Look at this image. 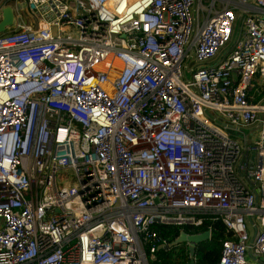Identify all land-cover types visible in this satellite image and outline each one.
Listing matches in <instances>:
<instances>
[{
  "label": "built area",
  "instance_id": "obj_1",
  "mask_svg": "<svg viewBox=\"0 0 264 264\" xmlns=\"http://www.w3.org/2000/svg\"><path fill=\"white\" fill-rule=\"evenodd\" d=\"M14 1L0 264H154L204 220L214 264H264V0Z\"/></svg>",
  "mask_w": 264,
  "mask_h": 264
},
{
  "label": "trees",
  "instance_id": "obj_2",
  "mask_svg": "<svg viewBox=\"0 0 264 264\" xmlns=\"http://www.w3.org/2000/svg\"><path fill=\"white\" fill-rule=\"evenodd\" d=\"M160 232L165 239L164 246L158 247L156 250V261L154 264H214L219 256L221 249V241L225 237L226 228L220 221L210 222L204 220L197 227H184L187 233H197L204 230L211 231V237L208 241L196 245L193 255H190L186 244L182 243L173 247L168 244L178 235L180 229L176 226H156L154 227ZM176 252V254H174Z\"/></svg>",
  "mask_w": 264,
  "mask_h": 264
},
{
  "label": "water",
  "instance_id": "obj_3",
  "mask_svg": "<svg viewBox=\"0 0 264 264\" xmlns=\"http://www.w3.org/2000/svg\"><path fill=\"white\" fill-rule=\"evenodd\" d=\"M5 3L4 0V5L1 8L0 34L6 32L14 24V8L11 5H5ZM210 237L211 231L209 229L197 233H187L184 229H180L178 235L168 244V247L184 243L187 245L190 255H193L196 245L209 240ZM192 263L193 261H190L188 264Z\"/></svg>",
  "mask_w": 264,
  "mask_h": 264
},
{
  "label": "rangeland",
  "instance_id": "obj_4",
  "mask_svg": "<svg viewBox=\"0 0 264 264\" xmlns=\"http://www.w3.org/2000/svg\"><path fill=\"white\" fill-rule=\"evenodd\" d=\"M19 3H21L19 0L17 1ZM5 5H11L14 7L15 5V1L14 0H6V3ZM25 7L23 6V4L21 5L20 7V14H19V17H16V19L14 20V22L16 21L17 23L19 22H27V23H31V19L29 18L28 16V13L26 11V8L24 9ZM21 19V20H20ZM239 24L240 22L238 20L235 21L234 23V27L232 29V37L230 39V41L226 44L225 48L221 51V54H224V52H226L232 45L233 41H234V38L236 36V33L238 31V28H239ZM13 27H11V30H12ZM208 241V240H207ZM205 242V241H204ZM203 243V242H201ZM176 254V252L174 253Z\"/></svg>",
  "mask_w": 264,
  "mask_h": 264
},
{
  "label": "crops",
  "instance_id": "obj_5",
  "mask_svg": "<svg viewBox=\"0 0 264 264\" xmlns=\"http://www.w3.org/2000/svg\"><path fill=\"white\" fill-rule=\"evenodd\" d=\"M260 88H261V93L264 96V84Z\"/></svg>",
  "mask_w": 264,
  "mask_h": 264
},
{
  "label": "bare ground",
  "instance_id": "obj_6",
  "mask_svg": "<svg viewBox=\"0 0 264 264\" xmlns=\"http://www.w3.org/2000/svg\"><path fill=\"white\" fill-rule=\"evenodd\" d=\"M25 9V8H24ZM21 11V10H20ZM21 20V19H20ZM16 22V21H15ZM19 23V22H18Z\"/></svg>",
  "mask_w": 264,
  "mask_h": 264
}]
</instances>
